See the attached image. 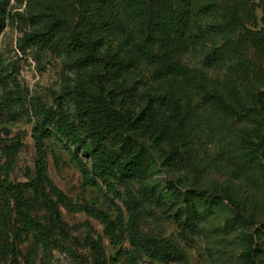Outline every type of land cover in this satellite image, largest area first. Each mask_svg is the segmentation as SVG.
I'll list each match as a JSON object with an SVG mask.
<instances>
[{
    "label": "rangeland",
    "instance_id": "rangeland-1",
    "mask_svg": "<svg viewBox=\"0 0 264 264\" xmlns=\"http://www.w3.org/2000/svg\"><path fill=\"white\" fill-rule=\"evenodd\" d=\"M4 1L7 17L0 28V168L5 166L7 148L19 143L9 181L22 183L37 175L36 138L43 134V118L37 106L56 111L57 101H63L68 115L74 117L73 98L93 71L78 69L66 57L25 41L42 29L56 0L31 4L26 0ZM258 5L255 0L260 17ZM197 19L203 29L220 20L215 14ZM222 41L221 37L213 40L205 35L201 42L188 45L181 61L209 92L220 90L227 95L232 87L245 85L235 76V63L229 59L214 67L204 63L207 54ZM129 48L122 39L110 38L105 39L100 52L103 56H122ZM150 72L149 67L139 64L124 78L129 85L150 82ZM257 90L262 97L246 95L245 109L234 118L215 117L203 106L200 95L190 92L192 98L181 116V129H188L187 137H179L178 128L173 144L142 141L148 151L149 172L141 180L117 186L120 197L112 195L100 181V189L88 184L75 157L87 167L91 166L90 159L49 126L43 134L47 177L73 205L106 215L116 237L111 239L95 216L65 208H60L64 223L60 233L51 228L47 211L35 204L33 216L51 230L53 243L45 253L41 247L34 249L30 238L19 247L17 262L6 264H97L94 246L102 248L107 264H264V86ZM127 188L140 201L138 231L173 244L182 252L181 260L151 261L134 252L127 237L129 213L122 198Z\"/></svg>",
    "mask_w": 264,
    "mask_h": 264
},
{
    "label": "trees",
    "instance_id": "trees-1",
    "mask_svg": "<svg viewBox=\"0 0 264 264\" xmlns=\"http://www.w3.org/2000/svg\"><path fill=\"white\" fill-rule=\"evenodd\" d=\"M254 1H54L42 29L31 33L25 41L66 57L78 69H91L93 76L81 84L73 98L74 117L68 115L63 101H57L56 111L37 106L43 118L40 131L44 134L51 126L80 149L91 161L87 167L75 157L84 180L98 189L100 181L112 195L120 197L117 186L141 180L149 172L148 151L142 141L173 144L178 128L179 137H187L188 129H181V116L192 98L190 92L200 95L203 106L215 117L227 118L241 116L246 95L253 99L262 97L257 89L264 86V0H257L260 17ZM6 7L7 3L0 0V28L7 17ZM211 14L220 20L203 29L197 16ZM205 35L223 40L205 57L206 66L214 67L227 59L233 61L235 76L245 81L242 88L232 87L227 95L220 90L209 92L182 63L188 45L201 42ZM110 38L122 39L130 48L122 56H103L100 48ZM139 64L151 69L150 82L129 85L124 76ZM43 134L36 138L37 175L28 182L9 181L20 144H12L5 151V166L0 168V264L16 263L19 247L30 238L34 249L41 247L45 253L53 243L51 230L33 216L35 204L47 211L51 228L60 233L64 230L60 208H65L95 216L105 225L111 239L116 237L113 223L106 215L73 205L47 177ZM122 198L129 213L127 237L134 252L151 261L181 260L183 254L173 244L145 237L138 231L140 201L134 193L127 188ZM188 224L195 227L193 222ZM93 248L96 263L107 264L102 248Z\"/></svg>",
    "mask_w": 264,
    "mask_h": 264
}]
</instances>
